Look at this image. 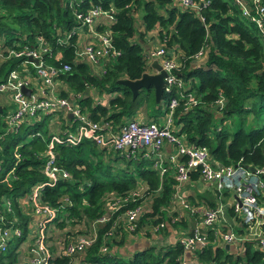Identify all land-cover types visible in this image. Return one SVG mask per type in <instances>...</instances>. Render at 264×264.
I'll list each match as a JSON object with an SVG mask.
<instances>
[{"label": "trees", "instance_id": "16d2710c", "mask_svg": "<svg viewBox=\"0 0 264 264\" xmlns=\"http://www.w3.org/2000/svg\"><path fill=\"white\" fill-rule=\"evenodd\" d=\"M73 1L71 8L68 0H0V43L7 48L22 47L30 46L38 36L44 38L52 45L53 55L59 52L62 56L59 62L45 57L44 63L56 68L64 64L71 67L70 72L58 79L72 93L96 88L100 94L111 96L106 106H94L85 94L79 105L90 120L107 122L117 130L134 118L145 102L148 108L159 106L152 88L140 90L134 98L127 87L118 84L123 79L137 81L152 70L142 44L147 34L155 32L160 45L176 56L181 64L178 74L187 92L197 99V105L187 110L182 101L179 102L174 114L176 135L184 138L188 145L206 147L211 159L219 165L239 163L244 167L264 168V42L255 25L241 18L231 0H192L198 10L183 9L172 0ZM95 7L115 11L114 21L99 24L96 30L107 32L113 49L119 53L101 78L92 76L85 63H75V36L66 46L56 45V39L78 26L73 10L84 14ZM138 9L140 16L135 15ZM200 52L207 56L198 62L194 56ZM21 63L20 60L2 63L0 84L10 71L20 70ZM219 95L225 99L222 110L215 108ZM171 97L177 95L164 93L161 104H166ZM0 107V198L11 203L10 213H3V224L21 232L20 238H13L6 250L0 252V264H19L20 257H24L19 249L31 234L33 222L32 215L22 209L19 199L45 180L40 154L51 134V117L24 124L16 134L5 135L2 97ZM147 118L158 120L154 112ZM56 149L57 165L71 179L40 191L42 204L58 207L60 201L68 202L48 227L52 236L45 242L51 264H179L183 255L179 244L148 248L130 255L124 251L130 239L149 235L146 228L176 217L172 206L176 186L173 170L160 181L150 161H127L118 154H111L105 160L107 150H98L86 140L75 147L57 146ZM179 160L184 162L182 158ZM115 161H121L124 169L111 163ZM198 177L197 172L190 173V180L196 181ZM261 179L264 181V176ZM138 181L146 184L147 192L133 200L128 196L137 188ZM119 196L128 197L121 211L109 216L106 226L94 229L92 223L108 215L107 208ZM192 201L190 199L191 204ZM259 202L264 203V195ZM198 203L214 208V196L206 192L194 204ZM139 207L143 210L138 227L130 235L125 228L126 220L121 219L126 211ZM112 228L114 231L109 236ZM54 233H61L59 239L63 246L80 236H87L92 244L79 254L67 255L53 243ZM207 239L208 246L192 253L197 264H264V251L252 246L256 242L244 243L243 253L234 256L214 243L213 231L208 232ZM50 243L53 245L49 246ZM102 248L112 251L103 254Z\"/></svg>", "mask_w": 264, "mask_h": 264}, {"label": "built area", "instance_id": "2783aa9c", "mask_svg": "<svg viewBox=\"0 0 264 264\" xmlns=\"http://www.w3.org/2000/svg\"><path fill=\"white\" fill-rule=\"evenodd\" d=\"M172 1H175L183 9H199L192 0ZM231 1L237 7L241 18L255 25L264 41V0ZM68 2L69 6L73 8L74 1L68 0ZM114 14L113 9L103 11L99 7L91 8L84 14L73 10L78 26L60 39H56V45H68L73 36H77L79 31L86 28L88 32L95 34L97 44L92 40L83 44L80 42L79 49L76 51L75 63L87 61L93 67L99 68L100 73L104 75L109 63L119 53L113 49L108 33L97 32V34L94 28H96L95 24L97 26L101 21H105V25L113 22ZM80 35L83 36V33ZM76 45L78 47V42ZM51 46L40 36L36 37L30 46L7 48L0 43V65L10 60L22 61L21 69L10 71L6 79L0 84V97L3 98L4 105L2 121L4 134H16L24 124H33V120L37 122L44 117H51L49 122L51 134L48 136L46 148L40 154L43 160L41 173L45 180L42 184L33 187L28 194L29 196L26 195L19 199L22 209L29 212L33 219L30 226L32 232L23 243L25 251L19 250L20 255L29 260L30 264H51V256L45 242L52 236L48 227L59 217L58 213L68 202L62 200L58 207L42 204L40 191L45 187L54 188L61 180L71 179L70 175L57 165V146L75 147L84 140L93 143L98 150L112 149L120 158L127 161L140 159L150 161L153 170L158 173L160 179L168 174L169 170H173L176 186L172 200H177L185 208L188 205L176 195V192L189 182L191 172H197L199 180L204 184H209L218 191L235 195L237 197L235 198L236 203L232 205V209L236 216L241 219V224L250 226L256 222L261 223L262 232L256 243L257 248L264 251V203L259 202L260 196L264 195V181L261 179L264 176V168H254L255 171L253 172L249 170L252 167H244L239 163L229 166L219 165L211 159L206 147L188 145L183 142L182 137L176 135L174 114L179 102L182 101L184 109L187 110L197 105V99L193 94L187 92L188 88L178 74L181 64L172 53L167 51L164 45H159L160 51L156 52L157 56L165 55L162 57L163 65L161 67L166 74V84L163 91L166 94L175 93L177 97H171L164 104L165 115L162 125L156 122H142L138 117H134L125 121L117 130L112 129L107 122L90 120L79 105L82 95L72 93L58 79L59 76L70 72L71 67L68 64L59 68L46 66L45 57H53L57 62L62 59L59 52L53 55ZM154 51L151 49L146 52V58L150 63L152 62L151 59L156 56ZM200 55L201 52L194 56V59L198 61ZM23 89L28 90L29 95L23 93ZM62 93L65 95L62 96ZM224 105L225 99L219 95L215 102V108L222 110ZM165 145L173 150V154L169 155L167 159L162 155ZM181 158L184 162H180L179 159ZM146 190L147 186L144 183H139L137 189L128 197L132 199L140 197ZM128 197L119 196L116 198L114 203L107 208L106 213L109 214L95 220L92 223L93 228L95 229L100 225L103 227L105 223L109 222V216H113L124 206ZM142 210V207H139L133 211H126L122 216L123 219L121 220H126L125 228L130 235L137 230V221ZM10 211V201L0 198V252L6 250L8 243L13 238L21 237V232L18 229L11 230L3 224V213H10ZM224 218L225 210L220 206L205 211L197 220L192 235L179 239L178 244L182 247L183 253L192 254L208 246L206 233L209 231H213L214 243H217V223ZM163 229V223L151 226L150 234H161ZM113 231L114 228L108 235L111 236ZM60 235L61 233H54L55 238L52 241L59 250L67 255L79 254L92 244L88 238H85L87 236H80L73 241L74 248L71 247L72 242L63 246L59 239ZM234 241L235 237L232 234L223 235V243L231 244ZM53 243H50L49 246H52ZM70 248L73 249L72 252H68ZM110 251L112 249L102 248L103 254ZM180 264L186 263L182 261Z\"/></svg>", "mask_w": 264, "mask_h": 264}, {"label": "crops", "instance_id": "0c3cea01", "mask_svg": "<svg viewBox=\"0 0 264 264\" xmlns=\"http://www.w3.org/2000/svg\"><path fill=\"white\" fill-rule=\"evenodd\" d=\"M173 2L176 5V2L175 1H173ZM114 13H115V11H114ZM104 23H105V21H101L97 25H99V24L105 25ZM95 27H96V24H95ZM95 29L96 28H94V31H95ZM97 32L100 33L98 30H96L95 33H97ZM78 33L79 34H77V36H75V41L78 42L77 51L79 49V43L80 42H82V44H83V43H87V42L92 40L97 44L95 34L92 32H88V30L86 28H83ZM81 33H83V36L80 35ZM79 38L81 39L80 41H79ZM149 41L152 44H156L155 46H157L158 44L160 45L158 39L155 36V32L147 34L144 37L145 45H144V43L142 44L143 47H145L144 52L148 51V46H149L148 42ZM155 41H156V43H155ZM175 58H176V56H175ZM85 62L84 63L90 68V72H91L92 76H94V77L96 76L98 78L103 77L102 73H100V71H99L100 70L99 68L93 67L87 61H85ZM153 63L154 62L150 63L152 70L148 73L149 75H154L156 73L155 70L152 68ZM153 92H154V90H153ZM79 94L82 95V99H84L83 95H85V94L87 96H89L92 99L94 106H96V105L106 106L108 104L107 103L108 99L111 97V96L107 95L106 93L100 94L99 90L96 88H90V89L86 90L85 93L81 92ZM163 94H164V91H163ZM157 105H159V104H157ZM163 109H164V105H163ZM134 117L135 118L138 117L139 120H141L142 122H156L159 125H162L163 118H164V117L158 118L157 121L155 118L148 120V118L146 119V118L142 117L139 109L137 110ZM175 131H176V129H175ZM182 140L185 143L184 138H182ZM106 150H107V153L105 155L106 157L104 156L105 160L109 159V156L111 154H116L112 149H106ZM171 154H173V150L168 145H165L164 149L162 150L163 157L167 159L169 157V155H171ZM152 170H153V168H152ZM157 175H158V173H157ZM159 179H160V177H159ZM161 180L162 179H160V181ZM200 182L201 181L199 180V177L196 181L189 180V182L186 185H184L183 189L180 188L176 192V195L178 197H180L188 205V207L185 208L180 203H178L177 200H175V199L172 200L173 213L176 215V217H174L171 221L163 222V225H164V233L163 234H158V235L150 234L151 233L150 232L151 226H150L149 228H146V232H148V234H149L148 236H146V237L141 236L138 239H130L128 241V244L126 243L127 246L125 247L124 251L125 252L127 251L128 254L130 255L133 252L142 251V250L148 249V248H163V247H167L170 245L178 244L179 239L184 237V234H188V233H191L193 231V229L196 225V223H194V222L199 217H201L205 211L216 209L219 206L225 210V218H224V220L219 221L217 223L218 225L216 227V229H217L216 234L218 236V240H217V243H215V244H218L222 247L228 246V250H226L228 255L230 254V255H234V256H239L244 251V243L256 242V240L259 239L260 234L262 232L261 231V229H262L261 223L256 222L254 224H251L250 226L242 225L241 219L236 216V214L233 212V209H232V205L234 203H236L234 196L233 195L231 196V194H229L228 192H221L220 193L215 187H213L209 184L203 185V183H201V186H200L199 185ZM139 183H143V182L138 181L137 187H138ZM206 192H210L211 195L214 196V202H215L214 208H208L204 203L194 204L198 200V197L201 195H204ZM174 194H175V187H174ZM190 199L194 200V201H192L193 204H191ZM195 206H200V209L194 210ZM139 218H138V221H139ZM195 218H196V220H195ZM175 219H176V221H175ZM260 221H261V219H260ZM174 223H177L176 226H173ZM206 234L208 235V232ZM227 234H232L235 237V241L233 243H231V244L223 243V235H227ZM252 246L254 247V249L257 248L256 244H254V245L252 244ZM196 252H200V251H196ZM123 254H124V252H123ZM182 261L186 264H197L196 261L193 259L192 254H189V253L188 254L183 253V255L180 256L179 264Z\"/></svg>", "mask_w": 264, "mask_h": 264}, {"label": "water", "instance_id": "95a60500", "mask_svg": "<svg viewBox=\"0 0 264 264\" xmlns=\"http://www.w3.org/2000/svg\"><path fill=\"white\" fill-rule=\"evenodd\" d=\"M152 68L156 72L154 75L144 74L141 77V79L137 81H129V80L123 79V80L118 81V84L127 87L131 91L134 98L137 96L140 90L142 89L148 90L150 88H153L155 102L156 104H159L162 100L163 88L166 84V81H165L166 74L156 62L152 64ZM23 93H25L26 95H29V91L26 89H23ZM249 170L253 172L255 171L254 168H250ZM225 249L228 250V246H225Z\"/></svg>", "mask_w": 264, "mask_h": 264}, {"label": "rangeland", "instance_id": "374dc122", "mask_svg": "<svg viewBox=\"0 0 264 264\" xmlns=\"http://www.w3.org/2000/svg\"><path fill=\"white\" fill-rule=\"evenodd\" d=\"M176 5H178L177 3H176ZM179 6V5H178ZM180 7V6H179ZM136 11V13H135V15H138V16H140V10L138 9V10H135ZM136 18H137V16H135ZM264 42V41H263ZM149 44V46H148V50H155L154 51V54L156 55V52L157 51H160V49H158L159 48V44L157 45V46H155L156 44H152V43H150V41L148 42ZM155 43H156V41H155ZM146 53V52H145ZM165 56V55H164ZM164 56H155L154 58H152L151 60H152V62H156L160 67H162V65H163V62H162V57H164ZM207 56V53H205V52H201V55L198 57V61H202V59H206L205 57ZM151 62V63H152ZM66 74V73H65ZM140 114L142 115V117H144V118H146L147 119V117H148V115L149 114H151V113H153L154 112V115L155 116H157L158 118H161V117H164V115H165V112H164V109H163V105L160 103L159 104V106L158 107H150V108H148V106H147V103L145 102L141 107H140ZM148 112H149V114H148ZM33 122H34V120H33ZM229 125V124H228ZM112 164H114V166H118V167H120V168H122V169H124V164H122V162L121 161H115V162H112ZM188 183V182H187ZM186 183V184H187ZM201 183H203V182H200V186H201ZM186 184H184V185H186ZM203 185H204V183H203ZM184 188V187H183ZM182 188V189H183ZM145 192H147V190L145 191ZM220 193H221V191H219ZM229 193V192H228ZM230 194V193H229ZM233 194H231V196H232ZM143 195H141L140 197H142ZM234 196V198H237L235 195H233ZM141 206H142V204H141ZM121 209H122V207L119 209V212L121 211ZM195 209H200V206H195V208H194V210ZM193 210V211H194ZM182 216V215H181ZM180 216V217H181ZM199 219V218H198ZM197 219V220H198ZM195 220H196V218H195ZM197 220L194 222V223H196L197 222ZM175 221H176V219H175ZM108 223V222H107ZM107 223H105L104 224V226H106L107 225ZM137 227H138V221H137ZM194 229H195V227H194ZM194 229H193V231H194ZM193 231L191 232V233H188V234H184V237H188V236H191L192 235V233H193ZM184 237H182V238H184ZM82 240H84V239H82ZM74 242H72V245H71V247L72 248H74V244H73ZM253 243V242H252ZM256 245H257V243H255ZM254 245V244H253ZM64 248V247H63ZM72 248H70V249H68V252H72L73 251V249ZM20 249H22L23 251H25V246L24 245H22L21 246V248ZM19 249V250H20ZM116 249H117V247H116ZM256 249H258V248H256ZM19 264H30V262H29V260H25V258L24 257H20V263Z\"/></svg>", "mask_w": 264, "mask_h": 264}]
</instances>
